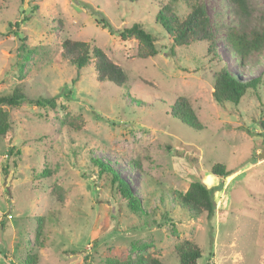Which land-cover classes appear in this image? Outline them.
Segmentation results:
<instances>
[{
  "label": "rangeland",
  "instance_id": "rangeland-1",
  "mask_svg": "<svg viewBox=\"0 0 264 264\" xmlns=\"http://www.w3.org/2000/svg\"><path fill=\"white\" fill-rule=\"evenodd\" d=\"M203 2L229 70L244 79L264 74V55L239 67L221 40L239 25L226 1ZM250 2L264 27V0ZM178 4L186 15L188 5ZM157 11L152 0H0V95L19 89L56 104L4 106L12 133L0 138V264H25L33 255L37 264L138 256L180 264L175 248L186 241L200 248L198 264H264V83L239 105L218 104L216 63L202 44L175 47L172 54ZM103 18L116 31L141 24L159 53L141 59L139 42L111 33ZM67 39L103 50L139 96L154 98L150 89L187 100L204 130L173 119L158 100L131 104L122 90L99 81L94 64L78 72L62 56ZM91 157L109 162L128 182L148 219L119 199ZM218 163L234 174L212 175ZM192 175L215 190L214 216L193 219L169 197L161 202L162 190L185 193ZM153 221L158 225L147 226Z\"/></svg>",
  "mask_w": 264,
  "mask_h": 264
},
{
  "label": "trees",
  "instance_id": "trees-1",
  "mask_svg": "<svg viewBox=\"0 0 264 264\" xmlns=\"http://www.w3.org/2000/svg\"><path fill=\"white\" fill-rule=\"evenodd\" d=\"M119 2L136 3L142 0H116ZM158 3L156 13L157 25L166 33V36L172 42L171 53L174 54L175 47L190 46L192 44H202L206 55L211 63H216L217 69L213 77V99L220 105L231 103L239 105L242 98L249 92H255L264 83V74L244 79L233 74L220 54L219 39L212 28L211 16L208 13L207 6L203 0H184L188 5L187 14L180 15L178 3L180 0H152ZM231 8L239 25L227 28L226 36L221 39L229 48L235 62L240 66H245L250 59L264 55V27H258L254 15V7L250 0H225ZM37 9V6H34ZM264 21V17L262 18ZM105 28L111 33H118L123 38H135L139 42L138 56L141 59L155 57L159 50L156 46V38L153 34L146 31L141 24H134L130 28L123 30H114L113 26L102 19ZM63 58L72 64L78 72L90 64H94L95 72L101 82H108L114 87L119 88L121 93L131 101L133 105L146 106L148 103L159 102L167 104L169 115L191 128L194 131L201 132L204 127L200 123L191 104L185 99L176 101L165 99L155 95L154 90H150V95L154 98L139 96L130 88L127 72L119 65L114 63L106 53L98 47H93L89 43L67 39L63 43ZM146 83V82H145ZM153 89V88H152ZM158 100V101H157ZM25 103L39 107L55 108L54 98H29L22 90L16 89L12 93L0 95V138H8L12 133V121L10 114L4 109V106L17 108ZM156 104V103H155ZM94 166L98 168L100 177H107L110 185L118 194L119 199L128 206L136 215L147 218L148 210L140 197L135 195L121 175L113 168L109 162L101 158L91 157ZM192 174V173H191ZM211 174L227 178L234 174L233 170L227 169L223 164H214L211 168ZM189 189L185 193L170 191H161V202L169 197L172 204L183 209L184 213L193 219L203 214L212 217L215 214L216 205L214 202V192L212 188L194 176ZM167 214L164 217L169 218ZM148 221V220H147ZM158 223L147 226H157ZM176 255L180 264H198L202 257L200 248L189 241L176 246ZM37 255L30 256L25 264H37ZM107 264H164L155 257L138 256L127 260H110Z\"/></svg>",
  "mask_w": 264,
  "mask_h": 264
}]
</instances>
